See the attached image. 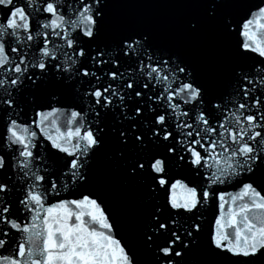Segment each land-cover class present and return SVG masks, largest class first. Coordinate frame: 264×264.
I'll return each mask as SVG.
<instances>
[{
    "label": "snow or ice",
    "instance_id": "1",
    "mask_svg": "<svg viewBox=\"0 0 264 264\" xmlns=\"http://www.w3.org/2000/svg\"><path fill=\"white\" fill-rule=\"evenodd\" d=\"M0 264H264V0H0Z\"/></svg>",
    "mask_w": 264,
    "mask_h": 264
}]
</instances>
